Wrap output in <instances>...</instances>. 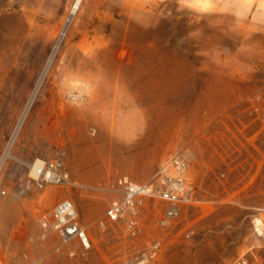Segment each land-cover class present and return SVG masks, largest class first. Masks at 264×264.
I'll return each instance as SVG.
<instances>
[{
	"label": "rangeland",
	"instance_id": "obj_1",
	"mask_svg": "<svg viewBox=\"0 0 264 264\" xmlns=\"http://www.w3.org/2000/svg\"><path fill=\"white\" fill-rule=\"evenodd\" d=\"M100 1L109 4L99 8L103 14L127 5L132 34L114 42L115 59L127 70L116 72L109 90L97 85L98 128L81 140L55 128L39 97L33 100L0 171V264H138L154 244L148 264H264V14L216 0L205 9L190 0H88L72 44L94 41L98 18L86 25ZM73 2L43 0L44 10L60 9L51 27ZM39 73L13 104L19 81L0 94V156ZM175 156L186 163L193 188L177 216L168 218L169 206L147 197L127 218L137 222L133 234L125 221L107 220L121 199L117 180L157 188L155 174ZM37 159L61 163L70 185L37 188L27 177ZM63 199L89 238L87 251L43 230L41 221L51 220Z\"/></svg>",
	"mask_w": 264,
	"mask_h": 264
},
{
	"label": "bare ground",
	"instance_id": "obj_2",
	"mask_svg": "<svg viewBox=\"0 0 264 264\" xmlns=\"http://www.w3.org/2000/svg\"><path fill=\"white\" fill-rule=\"evenodd\" d=\"M87 1L74 0L66 16L59 21L61 22L59 26L53 28L51 23L54 22L60 10L57 6L44 10L43 0H0V94L8 90L12 93L14 80L19 81L17 91L11 96L10 103L13 104L14 99L19 98L20 93L27 91L31 80L39 73V69L41 71L44 64L41 74L39 73L40 76L36 78L32 92L30 91L28 103L17 128L0 156V171L5 159L12 158L14 139L28 108L37 96L40 105L44 107L42 114L45 116L50 112L55 128L72 131L77 140H81L88 132L98 128L97 116L93 109L97 104V85L102 82L109 90L113 85L116 72L123 73L127 70L124 62L118 63L115 59L114 42L117 39L128 38L132 34V28L126 3H121L118 9L113 7L110 14H103L99 8H106L109 4L100 1L98 6L95 5L96 15L89 16V24L86 25V28L89 27L94 17L98 18V24L96 23L98 29L94 41L86 46L72 44L69 40L71 36L74 37L83 30L84 22L79 20ZM190 1L193 6L202 9L211 8L213 2L216 1L231 2L238 12L255 6L264 14V0ZM15 8L18 10L15 11ZM63 38L65 43L61 49ZM53 41L55 42L53 49L46 59V53ZM86 87L89 89L88 97L83 98L82 90ZM42 88H45L43 92H41ZM55 90L57 91L54 92ZM13 111L14 108H12ZM98 134L100 135L101 131ZM0 143H2L1 139ZM27 167L29 169L28 180H38L35 186L39 189L48 185H70L67 171L61 168V163L56 160L37 159ZM186 172V163L180 157L175 156L167 160L155 174L157 188L149 185L137 186L126 179L117 180L115 187L120 191L121 199L107 210V220L111 223L125 221L128 233L133 234L137 222L129 221V219L136 216V208H139L144 198L147 197L167 204L169 206L168 218L177 216L180 206L189 204L193 197V188L187 183ZM164 198H172V200ZM100 210L102 211L103 208L101 207ZM51 216V220L41 221L45 234L54 231L63 243L76 239L84 251L90 248L89 238L77 219L74 206L68 200L63 199L57 202ZM70 223H74L77 233L82 234L83 243L76 233L69 234L70 225L67 224ZM63 227L68 229L67 233L63 232ZM156 251L157 245H150L142 253L138 264L151 262Z\"/></svg>",
	"mask_w": 264,
	"mask_h": 264
},
{
	"label": "built area",
	"instance_id": "obj_3",
	"mask_svg": "<svg viewBox=\"0 0 264 264\" xmlns=\"http://www.w3.org/2000/svg\"><path fill=\"white\" fill-rule=\"evenodd\" d=\"M179 160V159H178ZM181 161V160H180ZM180 161H177L178 163H180ZM183 166V165H182ZM164 197V196H163ZM164 199H170V200H172V198H164ZM109 213V212H108ZM108 213H107V215H108ZM112 218V217H111ZM67 225H70L69 227H68V229H69V234H73V233H76L77 234V236H78V238H79V240L81 241V243H83V241H84V239H83V236H82V234H80V233H77V231L75 230V228H74V226H75V224L74 223H70V224H67ZM68 229H66L65 227H63V232H65V233H67L68 232ZM246 262L244 261V260H238L237 262H236V264H245Z\"/></svg>",
	"mask_w": 264,
	"mask_h": 264
}]
</instances>
